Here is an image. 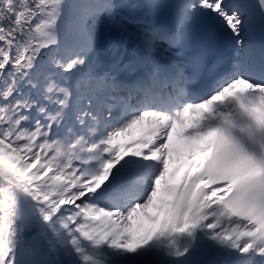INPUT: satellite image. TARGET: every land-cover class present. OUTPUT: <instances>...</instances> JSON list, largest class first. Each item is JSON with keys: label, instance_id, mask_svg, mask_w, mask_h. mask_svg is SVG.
Here are the masks:
<instances>
[{"label": "snow or ice", "instance_id": "obj_1", "mask_svg": "<svg viewBox=\"0 0 264 264\" xmlns=\"http://www.w3.org/2000/svg\"><path fill=\"white\" fill-rule=\"evenodd\" d=\"M0 264H264V0H0Z\"/></svg>", "mask_w": 264, "mask_h": 264}]
</instances>
